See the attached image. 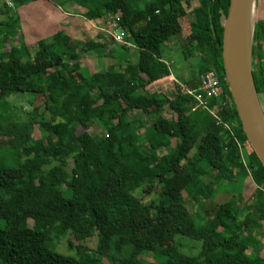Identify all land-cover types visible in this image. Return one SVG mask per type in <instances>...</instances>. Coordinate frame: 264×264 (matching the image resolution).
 I'll return each mask as SVG.
<instances>
[{"label":"trees","instance_id":"16d2710c","mask_svg":"<svg viewBox=\"0 0 264 264\" xmlns=\"http://www.w3.org/2000/svg\"><path fill=\"white\" fill-rule=\"evenodd\" d=\"M132 1L80 4L88 7V20L119 19L124 43L105 35L106 41L123 50L135 47V61L115 58L112 66L89 73L80 67L77 47L82 52L96 47L87 41L74 46L63 30L38 41L33 51L19 41L0 56V139L5 141L0 143V264H153L149 255L154 264H264L256 234L264 233V168L252 150L242 151L248 143L221 63V20L229 0H141L142 8ZM10 9L3 3L0 15ZM11 29L0 21V51ZM176 40L183 42L177 43L181 50L203 57L187 88L195 89L205 70L218 74L228 107L216 114L229 131L206 112L196 110L200 119L188 118L195 103L178 86L170 98L146 90L169 76L161 48ZM263 44L259 20L252 42L259 100ZM14 95L18 100L7 106ZM22 96L44 100L26 112ZM165 108L171 116L163 114ZM94 126L102 128L100 136L90 132ZM140 127L175 145L162 156L152 144L144 149ZM3 150L12 151L14 166ZM238 172L250 175L256 186L243 214L236 196L221 204L201 203L198 197L207 201L212 191L201 178L231 181ZM184 195L203 208L204 222L187 208ZM177 237L200 242L199 253H182ZM63 239L67 254L56 249ZM164 244L165 254L160 253Z\"/></svg>","mask_w":264,"mask_h":264},{"label":"rangeland","instance_id":"374dc122","mask_svg":"<svg viewBox=\"0 0 264 264\" xmlns=\"http://www.w3.org/2000/svg\"><path fill=\"white\" fill-rule=\"evenodd\" d=\"M3 0H0V7H2V4L4 3V5H7L6 2H2ZM22 1V2H26L28 0H14L12 4V7H10V12H5L3 14L0 15V21H3L4 24L6 25H11L14 27V31H11L8 33V36L5 42V48H3L0 51V56H6L7 52L9 51V47L11 45H18L19 44V20L17 21V17L19 19V5L16 6V3ZM49 2V1H48ZM50 5L51 2H49ZM45 0L44 2H40L39 1V9L36 11H33L30 13L31 18H34L32 20H29L26 24V27H29L30 30H32V32H27L26 30L24 31L23 29V33H26L25 36L28 37L29 36V40H28V44L27 46L29 47V49H31L32 51L35 49V45L38 41H40L42 38H47V37H51L52 35H54L56 32L63 30L64 32L67 33V35L71 38H75V39H79V37L75 34L76 32V27L72 28V29H68L66 28L68 25V21L70 20L67 16H61L58 17L56 19V21H52L54 24H48V26L43 30H39L41 33H38V30L35 29V25L38 24V22H42L41 20L43 19V11L42 9H45ZM132 4L134 7H143L142 1L141 0H134L132 1ZM194 5V4H193ZM8 6V5H7ZM56 8V5H53ZM59 13V12H58ZM76 15V14H75ZM188 19V18H187ZM262 20L264 22V0H257L256 2V9H255V22ZM189 21V20H188ZM108 25L106 26V28L104 30H108L110 28V24L112 22L111 19H107ZM76 26H78L79 24H75ZM183 26L184 29H186V33H187V21L184 20L183 21ZM21 30V29H20ZM102 30V31H104ZM44 31V32H43ZM74 32V33H71ZM122 34V31H121ZM185 33L182 34V38H185ZM71 39V43L76 46L74 43L77 42L75 41V39L73 40ZM74 42V43H73ZM176 43H178L180 46L182 45L183 42H180L176 40ZM168 45V44H167ZM178 45V46H179ZM79 53H82V49L80 47H77ZM263 50H264V44H263ZM135 56H132L133 54L130 53L129 54V58L131 61H134L137 59L138 56V52L134 51ZM90 61V60H89ZM88 65H90V62H88ZM161 86H156L154 85L153 87L151 86V88L149 90L151 91H162L163 93H165L167 95L168 92H164V90L160 89ZM157 88V89H156ZM178 90L177 87L173 88L172 91L176 92ZM154 93H160V92H154ZM162 94V93H161ZM168 94H171L170 97H172L173 93H171L169 91ZM17 97V95L11 96L8 101H7V106L12 104V101ZM23 97V107H24V111H30L31 109L35 108V107H39L41 105V102H43V98L40 96L37 99L38 100H34L33 98L30 97ZM32 100L33 104H29L28 100ZM18 100V97H17ZM30 100V101H31ZM261 101V106H262V110L264 113V95L261 96L260 98ZM15 105V106H14ZM42 107V106H41ZM13 109H17L18 108V104H13L12 106ZM196 112V110H195ZM163 114L167 117L171 116L170 111H168V108H165L163 111ZM172 115H174V113H172ZM188 118L192 119H200V117H197V115H195L192 111H190L188 114H186ZM199 116V115H198ZM93 128L90 132L92 133V135H96V136H100L103 131L102 128L96 127ZM138 134H139V138L138 141L140 144H142V147L144 149H147L150 147V145H154L155 150H156V154L158 156H162L164 155L167 150L168 147H173L175 145L174 141H168L166 139H161L160 137H157L156 135L153 134L151 128L147 129V128H139L138 130ZM36 136L38 137L39 135V130L35 131ZM40 136V135H39ZM144 137V138H143ZM145 139V140H144ZM147 140V141H146ZM0 143L1 145H5V141L4 139H0ZM150 145H149V144ZM246 148L242 149V151L246 152L247 154L250 153L251 148L250 146H245ZM2 152H4V155H6L9 158V163L11 166H14L16 164L15 159H10V156L12 155V151H6L3 150ZM243 155V162L246 164L247 160H246V156L245 154ZM201 180L204 182L205 185H212V191L210 193V197L211 199H208L206 201V199H204L203 197H198L201 200V203H205L209 204L211 200H213L216 204H221V203H225L231 199H235L236 196V209L238 210V212L240 213H244V208L251 202L252 200V195L254 194V191L256 189L255 184L252 181V178L250 175L248 174H244L242 172H238L235 173L234 175V179L231 181H227V180H223V179H212L210 176H205L204 178H201ZM261 188H264V182L260 185ZM150 197H146L143 199L144 202H148V199ZM184 200L185 202H187V208L190 210L191 213H193L194 215H197V217H200L199 219V223L204 222L205 219H203V215L202 213V207H200L199 205L195 204V200L184 195ZM203 200V201H202ZM244 207V208H243ZM29 225H31L29 223ZM263 231H264V225H263ZM258 232V231H256ZM257 235H261V237H259L260 240V257L264 260V233H256ZM90 242V241H89ZM177 242L180 244L179 248L180 251L182 253H184L185 255H197L201 249V243L197 242V241H192L186 238H181V237H177ZM67 243L66 240H60L58 246L56 247V249L63 254H67ZM167 244H164L161 249H160V253H167ZM147 260L149 261V263H155L154 259L152 257V255H149L147 257Z\"/></svg>","mask_w":264,"mask_h":264},{"label":"crops","instance_id":"0c3cea01","mask_svg":"<svg viewBox=\"0 0 264 264\" xmlns=\"http://www.w3.org/2000/svg\"><path fill=\"white\" fill-rule=\"evenodd\" d=\"M39 1L44 2V0H37L19 6V41H23L26 45L28 44L29 36H25L26 33H23V29L28 33L32 32L29 27H26V24L29 20L34 19L31 18L30 13L39 9ZM48 1L51 2L52 5H50ZM45 3L46 8L42 9L44 13L43 19L41 20L42 22H38V24L35 25V29L38 30V33H41L39 30H44L48 24H54L52 21H56L58 17L67 16L70 20L68 21L69 23L66 28L72 29L76 27L75 34L79 39L74 38L75 41H87L96 47L93 51H84L80 54L79 61L81 69H85L89 73H97L100 70L106 69L108 66H112L113 63H115V58H121V60L124 61L127 59L128 61V59H130V53L133 54L132 56H135L134 51H137L135 47L131 46L126 50H123L118 45L106 41L107 38L102 30L106 28L108 22L104 21L103 18L88 20L85 17L88 7L81 5L80 0H45ZM53 5H56V8ZM77 23L79 24L78 26L75 25ZM44 39L42 38L41 40ZM104 40L106 42H104ZM102 44H106V47H102ZM167 44L162 46L161 54L163 62L169 69V76L155 81L146 90L150 93L160 92L170 98L171 94H168L169 91L173 93L172 89L178 85L186 86L185 82L191 77L190 75L192 71L196 72L198 70L203 57L201 54L196 53L191 49L181 50L175 41ZM88 62H90V65H88ZM154 85L161 86L160 89L164 90V92H168L167 95L162 91L149 90L151 86L153 87ZM190 111H192V109Z\"/></svg>","mask_w":264,"mask_h":264},{"label":"water","instance_id":"95a60500","mask_svg":"<svg viewBox=\"0 0 264 264\" xmlns=\"http://www.w3.org/2000/svg\"><path fill=\"white\" fill-rule=\"evenodd\" d=\"M256 2L229 0L227 15L221 20V63L242 132L264 168V113L252 73Z\"/></svg>","mask_w":264,"mask_h":264},{"label":"built area","instance_id":"2783aa9c","mask_svg":"<svg viewBox=\"0 0 264 264\" xmlns=\"http://www.w3.org/2000/svg\"><path fill=\"white\" fill-rule=\"evenodd\" d=\"M6 2L8 7H12L11 0H3ZM119 19L112 21L110 28L104 30L103 32L109 38H112L118 43H124L123 35L118 25ZM180 94L187 96L194 101V106L192 111L206 112L211 115L217 125H222V127L229 131L227 124L223 123L220 117L217 116L216 110L224 111L228 107L226 101L222 99L223 97V86L222 81L219 79L218 74L213 69L205 70L199 76V83L195 89H189L185 85L179 86Z\"/></svg>","mask_w":264,"mask_h":264},{"label":"bare ground","instance_id":"6f19581e","mask_svg":"<svg viewBox=\"0 0 264 264\" xmlns=\"http://www.w3.org/2000/svg\"><path fill=\"white\" fill-rule=\"evenodd\" d=\"M253 16H254V14H253Z\"/></svg>","mask_w":264,"mask_h":264}]
</instances>
